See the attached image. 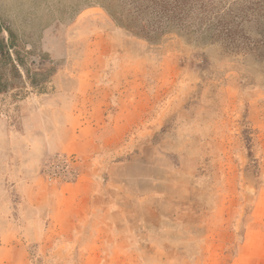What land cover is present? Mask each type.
I'll list each match as a JSON object with an SVG mask.
<instances>
[{
  "label": "rangeland",
  "instance_id": "obj_1",
  "mask_svg": "<svg viewBox=\"0 0 264 264\" xmlns=\"http://www.w3.org/2000/svg\"><path fill=\"white\" fill-rule=\"evenodd\" d=\"M2 7L0 264H264V0Z\"/></svg>",
  "mask_w": 264,
  "mask_h": 264
},
{
  "label": "trees",
  "instance_id": "obj_2",
  "mask_svg": "<svg viewBox=\"0 0 264 264\" xmlns=\"http://www.w3.org/2000/svg\"><path fill=\"white\" fill-rule=\"evenodd\" d=\"M21 42L19 34L8 23L0 0V93L16 88L25 79L33 85L40 75L25 68Z\"/></svg>",
  "mask_w": 264,
  "mask_h": 264
},
{
  "label": "built area",
  "instance_id": "obj_3",
  "mask_svg": "<svg viewBox=\"0 0 264 264\" xmlns=\"http://www.w3.org/2000/svg\"><path fill=\"white\" fill-rule=\"evenodd\" d=\"M57 168L59 169H69V160L65 156H60L57 164Z\"/></svg>",
  "mask_w": 264,
  "mask_h": 264
}]
</instances>
